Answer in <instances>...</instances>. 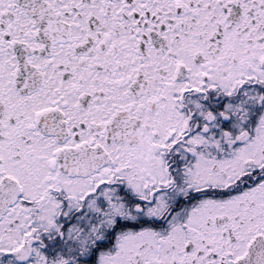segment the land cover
Instances as JSON below:
<instances>
[{
	"label": "snow or ice",
	"instance_id": "snow-or-ice-1",
	"mask_svg": "<svg viewBox=\"0 0 264 264\" xmlns=\"http://www.w3.org/2000/svg\"><path fill=\"white\" fill-rule=\"evenodd\" d=\"M0 264H264V0H0Z\"/></svg>",
	"mask_w": 264,
	"mask_h": 264
}]
</instances>
